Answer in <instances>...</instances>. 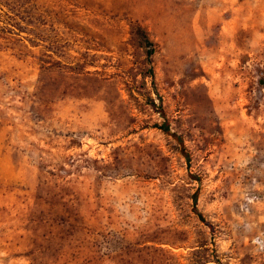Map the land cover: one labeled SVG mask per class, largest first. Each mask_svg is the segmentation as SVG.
<instances>
[{
    "label": "rangeland",
    "instance_id": "374dc122",
    "mask_svg": "<svg viewBox=\"0 0 264 264\" xmlns=\"http://www.w3.org/2000/svg\"><path fill=\"white\" fill-rule=\"evenodd\" d=\"M0 264H264V0H0Z\"/></svg>",
    "mask_w": 264,
    "mask_h": 264
},
{
    "label": "trees",
    "instance_id": "16d2710c",
    "mask_svg": "<svg viewBox=\"0 0 264 264\" xmlns=\"http://www.w3.org/2000/svg\"><path fill=\"white\" fill-rule=\"evenodd\" d=\"M133 31H134L135 35L140 39L142 45L147 49V55H148V58L150 59V57L152 56V54L154 53V50H155L154 42L149 38L146 30L141 25L134 24L133 25ZM150 75L152 78H154V72H153L152 68L150 70ZM159 100H161V98H159ZM150 105L153 109H157L158 113L165 120V122L161 126H159V129H161L165 134L173 135L171 132L170 125L167 122V117H166V114L164 112L162 105L157 106L153 100L150 101ZM182 152L187 157V154H186L184 149H182ZM198 215L201 218V220L204 222L205 220H204L203 216L200 213Z\"/></svg>",
    "mask_w": 264,
    "mask_h": 264
}]
</instances>
